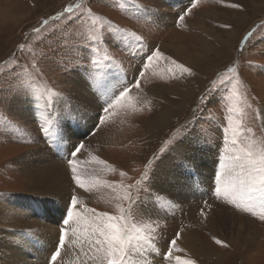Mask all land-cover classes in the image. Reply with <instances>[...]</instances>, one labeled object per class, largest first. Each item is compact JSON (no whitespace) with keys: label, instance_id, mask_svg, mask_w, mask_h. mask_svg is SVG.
Segmentation results:
<instances>
[{"label":"rangeland","instance_id":"374dc122","mask_svg":"<svg viewBox=\"0 0 264 264\" xmlns=\"http://www.w3.org/2000/svg\"><path fill=\"white\" fill-rule=\"evenodd\" d=\"M79 2L80 0H0V199L1 196L9 197L19 204V201L30 196L29 198L45 201L44 206H40L44 209L41 216L43 220L39 217L40 213L33 217L42 223L44 228L41 232L37 230L35 235L28 233L29 242H25L24 245L19 244V249L28 255L24 264L41 262L36 252L45 247L43 232L47 223H51L48 211L52 210L54 215L65 214L66 204L48 197V200H43L42 196H32L28 188L29 183L27 184L28 181L22 174V171L24 173L25 171L21 167L19 158L37 150L40 145L45 147L46 138L39 131L40 110L34 113L32 109L31 120L20 112L19 107L31 105L16 91L18 83L16 65H27L29 68L33 64L38 65L43 75L37 76L36 82L41 85L47 84L66 98L72 96V89L76 87L74 79L84 78L82 66L87 64L86 58L79 59L85 55L79 47L81 25L68 18L53 21L51 17L68 5ZM136 2L151 11L166 14V20L162 19L165 22L154 20L152 14H148L146 18H136L133 15L134 9L131 7H127V11H122L119 7L107 6L108 0H84V6L90 5L93 12L104 16L121 28L135 31L143 36L148 49L158 44L157 46L166 55L191 68L195 75L185 74L183 77L173 79L167 72L169 65L161 61L150 68L140 81L142 91L132 88L130 99L134 108H117L115 114L109 116L105 123L100 125L99 134L96 132V135L91 136L90 139L79 135L78 139H75V143L83 141L86 144V148L81 151L77 159L85 162L90 160V154L95 155L115 169V171L104 170L101 173L102 180L108 182L109 186L93 189L87 203L81 200L80 208H91L97 212H108L112 215L119 214L117 204L120 203L118 196L121 194L120 190L113 186L121 182L134 184L145 172H148L147 183L153 191L154 176H157L158 172L161 173V170L159 171L156 167L162 166L165 160L170 163V155L177 154V150L181 154L185 139L189 140L187 143L190 147L189 151L203 150L196 146L200 140L208 145L205 147L209 148L215 157L218 155L230 158L235 155L238 146L229 144L227 149L225 146V128L228 127L229 115H232L234 119H240L242 127L253 130L254 135L246 133L249 139L255 140L258 144L264 143V123L261 113L264 108V40H262L264 38V0H200V4L185 17L189 19L188 24L186 25L185 21L179 27L176 26L178 16L191 7L193 0H136ZM234 3L241 5L242 8L229 7ZM5 10L8 11L4 12ZM9 12H14V18L9 19ZM78 15V12L73 14V16ZM45 19L49 21L46 26L42 24ZM36 27L41 29L39 33L33 32ZM253 29H255L253 37L247 46H243V51H240L243 37ZM231 35L233 37L229 39ZM218 37L227 38L226 40L229 39V41H217ZM169 38H173L174 41L171 42L175 44L181 43L190 47L195 45L194 47L200 48L203 53L199 63L189 65L185 62L184 55L177 57L172 55L170 50L164 49L163 43H168ZM20 44L27 46L23 52L19 49ZM107 47L109 52L122 62V67H111L107 73L116 75L117 85L121 80L129 84L134 82L142 66L144 53L135 49L121 50L112 44H108ZM207 50H212L209 56L204 53ZM230 67L237 69L240 79L237 87L241 93L240 107L243 108V114L239 116L228 112L231 103L228 97L232 94V84L235 81L228 84L216 83L213 89V83L219 81ZM104 86L105 90L113 88L107 84ZM87 96L93 100L96 98V95L92 93ZM201 97H204L203 103ZM69 101L65 107L59 105L61 102L57 103L59 117L70 114L73 118L78 115L74 106H69L72 103ZM103 103L104 100L101 99L98 110L97 103L96 106H92L96 110V117L100 115ZM249 104L250 108L247 107ZM102 115L104 114L101 111ZM161 115L167 116L168 125L157 126ZM96 119L94 118V124ZM9 122L22 129V134L17 133L15 127H9ZM75 122L80 123L77 118ZM62 123L65 128L71 125L67 119H64ZM71 130L84 132L74 128ZM178 130L180 135L176 138V142L167 146V151L162 152L161 149L165 147L164 142L173 138ZM66 137L71 139L72 135L66 133ZM240 139L243 144L247 143L243 137ZM47 140L59 143V139ZM71 147L67 145L69 150ZM189 151L187 157L195 162L192 170L194 176L197 177L196 174H200L199 171L207 176V168L199 169L201 168L198 164L199 158L190 155ZM81 154L84 156L79 158ZM180 154L174 156L176 159L173 161L176 165L182 164L181 160L183 162L186 160L181 158ZM189 162L181 165L176 183H172L175 180L174 176L168 174L166 180V172L163 174V185H161L162 188H158V192L162 193L161 197L165 200L171 199L173 193L184 194L189 191L192 197L191 185L198 179L193 177V180L190 178L188 181L187 176L192 174ZM120 172L128 173L132 179L121 177ZM210 184L211 180L209 184L205 183L202 187L203 198L197 195L196 200H193V204L187 209L184 207L177 212L179 208L171 206L169 212H175V214L167 216L164 212L165 216H158L146 209L143 204L137 214L138 218H147L150 215L157 219L158 233L161 238L158 245L159 247L162 245L161 252L167 251V242L174 238L177 232L184 233L185 230H190L200 234L201 239L212 252L221 258L220 264H264V221H261L258 216L237 209L228 203L224 196L217 197L211 191L207 195ZM193 188L197 189L195 186ZM141 197L145 202L152 196L141 193ZM53 202H55L54 205ZM177 204L181 205V203ZM124 206H127L126 202ZM216 206H221L222 210L230 213L231 216L226 217L222 212L217 215L211 214L210 212ZM201 212L204 214L201 215ZM62 224L61 220L56 225L58 229ZM56 231L55 228V235ZM217 239L229 247L217 244ZM14 243L17 245L18 242ZM174 255H179L182 259H193L196 264H210L209 261L194 257L190 247L189 252L185 249ZM154 260L151 264L160 261L161 258L156 255ZM158 264L167 263L161 260Z\"/></svg>","mask_w":264,"mask_h":264},{"label":"snow or ice","instance_id":"6c2138e0","mask_svg":"<svg viewBox=\"0 0 264 264\" xmlns=\"http://www.w3.org/2000/svg\"><path fill=\"white\" fill-rule=\"evenodd\" d=\"M200 3V0H194L191 7L187 8L177 18L176 26L184 24L185 17L190 15L192 9ZM107 6L119 7L122 11H127V7L134 9L133 15L136 18L147 17L151 9L139 4L136 0H108ZM229 7L241 9L239 4H231ZM78 16H73L74 13ZM61 18H68L76 23H80L81 32L79 36L80 50L85 54L79 59H87L86 66H82V74L86 81H91V86L101 92L104 103L102 113L98 123L84 133V137L90 138L95 136L100 130V125L104 124L109 116L115 114L119 107H133L130 99L132 88L141 90L140 81L145 74L154 65L161 61L166 62L168 74L171 78L176 79L187 76H193L195 73L189 67L179 63L171 56L166 55L159 46L148 49L144 37L135 31H129L112 23L102 15L93 12L92 7L84 6V0H80L75 5H68L57 15L51 17L53 21ZM47 19L42 21L43 25H48ZM230 27V25H225ZM41 29L36 27L33 32L39 33ZM255 29L249 31L242 41L240 51L243 46H247L253 37ZM264 40V38H262ZM108 44H112L118 49L127 48L129 51L139 50L144 53L141 68L138 75L131 84L121 80L118 85H113L110 90L101 88L103 78L107 75V70L111 67H122V62L118 61L108 50ZM27 46L20 44L21 52ZM17 76V93L24 97L33 107L34 113L40 110L39 131L46 139L59 138L61 141L66 136V128L61 124L57 103L63 102L67 105V98L59 92L53 90L47 84L41 85L36 82V77L42 73L38 65L33 64L31 68L27 65H16ZM229 73L231 75H229ZM126 79V78H125ZM232 81V94L228 97L231 102L228 107L229 113H235L238 116L243 114V108L240 107L241 93L237 85L240 84L239 74L235 67L228 68L220 80L213 83V89L216 83L228 84ZM212 89H210L211 91ZM204 97H201L203 103ZM251 107V105H247ZM55 126V127H54ZM9 127H15L9 122ZM17 133L22 134V129L15 127ZM247 134H252L251 128L242 127L240 119H234L232 115L228 117V127L225 128V146H238L236 154L230 159L234 162L232 167L236 170V178L224 183L217 178L215 195L224 196L228 203L234 205L237 209L258 216L264 221V143H257L249 139ZM180 135L179 130L173 138L165 141V147L162 152L167 151V146L176 142ZM241 137L246 144H243ZM31 142V141H26ZM86 144L81 141L72 145L67 158L68 168L71 172V181L75 188L71 190L68 199V205L65 209V218L63 227L60 228V234L55 249L50 254L47 264H151L147 259V254L151 253L167 264H196L193 259H183L176 252H183L177 241L180 239V233L177 232L175 237L167 242V251L161 252L158 242L161 239L158 233L159 224L157 219L152 216L147 218H138V213L143 205L141 193H148L153 200L161 207H168L171 201L165 200L158 193L152 192L148 185L149 175L145 172L140 180L134 184H124L113 187L120 190L117 204V215L108 212H97L95 209L84 208L80 210L81 200L76 194L77 189H82L86 193H91L93 189H99L102 186H109L108 182L103 181L101 173L104 170H112V165L98 156L90 154V160L84 163L89 165H98L97 167L82 168L81 162L77 159ZM155 159V158H154ZM223 167V165H222ZM121 177L132 179L126 172H120ZM6 195V194H2ZM126 202L127 206H124ZM204 213L201 212V215ZM142 216V213H140ZM216 243L223 247H229L221 240ZM139 255V258H135Z\"/></svg>","mask_w":264,"mask_h":264},{"label":"bare ground","instance_id":"6f19581e","mask_svg":"<svg viewBox=\"0 0 264 264\" xmlns=\"http://www.w3.org/2000/svg\"><path fill=\"white\" fill-rule=\"evenodd\" d=\"M6 11L8 10H5L4 12ZM149 14L150 15L152 14V17L156 21L165 22L166 20V14H161L158 11L155 12L152 10ZM14 16H15L14 12H9V19L14 18ZM162 19H165V20H162ZM185 21L187 25L189 22V19H185ZM231 37L233 36L232 35L229 36V39ZM234 38H236V36ZM218 39L216 40L222 41V42L229 41V39L226 40L227 38L223 39V37H220V38L218 37ZM168 40H170V41H167L168 43H163V48L166 50H170L173 53L172 55L177 56V57H182V55H184L185 57L184 60L189 65L199 63L200 57L203 53V51L200 48L194 47L195 45L190 47L189 45L188 46L184 44L181 45V43L175 44L171 42V41H174L173 38H169ZM222 42H221V45L224 46ZM211 51L212 50H207L204 53L205 54L207 53V55L209 56ZM74 82H75L76 87L75 88L73 87L72 92H71L73 93V95L68 97L67 101L70 100L69 102H72L69 106H74L75 111L78 112V115L73 118L70 117V114L68 116L65 115V117H59L61 124H63L62 121L64 119H67V121L71 124L69 125L70 128L69 127L66 128V133L72 135V138L69 139L68 137L65 136V139H63L62 141L59 138H56V139H59L58 144H56L55 143L56 141H55L53 143L50 142L49 144H46L45 147H43V145H40L37 150L33 151L32 153L24 154L19 158L21 167L24 168V171H25V173L22 171V174L25 177V179L28 181L27 184L29 183L28 188L30 189L29 192H31V195L32 196L33 195L42 196L43 200L47 199L48 197V198H52L53 200L65 202L66 207L68 205V199L71 194V190L75 188V185L71 182V172L68 168V163H67V156L69 155V151H70L67 148V145L72 146L73 144H75V139H78L79 135H81L80 137L84 136V133L93 126L94 118H97L94 126L98 123V119L101 116V110H100V115L98 114L99 116L96 117L95 115L96 110L92 106L94 105L96 106V103H97V110H98L100 100L103 99L101 92L91 86V81H86L85 78L78 77L77 79H74ZM117 82H118V78L116 77V75H114L113 73H107L106 77L103 78L101 88L103 89L105 87L104 86L105 84L109 85V87L111 88V86H113L112 84L117 85ZM89 93L96 95L95 100L87 96ZM59 105L62 107L63 106L65 107V104L62 102L61 104L59 103ZM102 106H101V109H102ZM19 108L21 109L20 112L23 115H25L26 118L30 120L33 118V114H32L33 108H31V106H28V107L24 106V107H19ZM261 113H262V120L264 123V108L262 109ZM75 118H77L80 121V123L75 122ZM159 121L160 123L157 126L168 125L169 123V119H167V116H164V115L160 116ZM72 128L78 129V130H84V132L71 130ZM188 142L189 140L185 139L184 144H182L183 149H181L182 150L181 154L177 150V154L170 155L171 157V159H169V161L171 160L170 163H168L165 160L166 163H164L165 162L164 161L162 166L158 165L159 167H156V168H159V171L161 170V173H159L158 170L156 169L158 174H156L157 176H154L155 185L153 187L152 192L158 193L161 196L162 193L160 194L158 192L159 191L158 188L161 187V185H163V181H164L163 174L165 172H166L165 174H167L165 179L167 180L168 174H171L172 176L175 177V180H173L172 183H176V179L179 176L180 171H181V165L186 162L188 163L189 160L191 159L190 157L189 158L187 157V153L190 149V147L187 145ZM191 145H192V142H191ZM205 145L208 147L207 144H204L199 140L196 146L200 147L203 150L198 151V152L195 150L189 151L190 155L196 156L199 158L198 164H199V167H201L199 169L203 170L204 168H207L208 170L207 176H205V174H203L201 171H199L200 174H196L197 177L194 176L193 174L194 171L192 170H193V166L195 165V162L190 160L189 162V164L191 165L190 173L192 174L187 176L188 181L190 178L192 179L193 177H196L198 179V181L196 180L197 182L191 185L192 188L190 187L192 191V197L190 196V191L184 194L173 193L171 196V199H168V201H171V205L168 207H161L157 202L153 200L152 197H150L147 201L143 203L146 209H148L150 212L154 214H157L158 216L160 215L165 216V213L167 216L173 215L175 214V212H169L171 206L176 207V209L179 208L177 210L178 212L180 211V209L184 207L187 209L189 205L193 204V200L194 201L196 200L195 198H197V195L199 196V198H203L202 187L205 185V183L209 184L210 180H211V184L207 190V195L209 194L210 191L212 192V194L215 195V187L217 185V178H219L220 181L224 183H227L236 178V170L232 167L234 162L229 157H219L216 154H215L216 155L215 157L214 154L212 155L209 148L205 147ZM50 147L54 148L55 150H52ZM179 154L181 155V158L186 159V160L184 162L181 160L182 164L176 165V162L173 161L176 159V157L174 156H177ZM83 156L84 155L81 154L79 158ZM79 161L81 162L82 168L101 167L98 165L85 164L84 161H82V159ZM193 186H195L198 190L194 189ZM76 194L77 196L80 197V200H84V202L85 200L88 201L90 198V193H86L82 189H77ZM29 197L30 196H27L25 200L19 201V204H18L15 200L10 199L9 197L4 198L1 196V199H0V264H24L26 262V259H28V255L26 254V252L19 249V244L24 245L25 242H29L28 233L31 235H35L37 230L41 232V230L44 228V225L40 223L37 219H34L33 217L37 213H40L41 215H39V217L41 218V216L43 215L42 211L44 209H42V207L40 208V206L41 205L44 206L45 201H41L39 199H32ZM177 203H181V205ZM52 204L54 205L55 202H53ZM46 212H47V209L45 213ZM220 212L224 213L226 217L231 216L230 213L223 211L221 206L214 207L213 211L210 213L213 215H217ZM56 216L58 218L61 217L62 219H58ZM48 217L50 218L51 223L50 224L47 223L44 229V232H43L44 233L43 237L45 239V247L43 248V250L36 252V254H38L41 259V262L39 264H46V262H48L50 254L55 249V246L57 244L56 242H58V238L60 234L59 229L63 227V224H62V226L58 229L56 225L61 220L63 221V219L65 218V214L57 213L56 215H54V213H52V210H50L48 211ZM41 220H43V218H41ZM56 222L57 224L55 225ZM55 228L57 229L56 235L54 234ZM35 238H38V237H35ZM179 240H178L179 247L183 248L184 250L186 249L188 252H189V247H190L194 257L202 258L203 261H209L208 263L210 264H220L221 263V258L218 257L214 252H212V250L204 242V240L201 239V236L200 234H198V232L194 233V231L191 232L190 230H185L184 233H180ZM14 242L16 243L18 242L17 245H15ZM33 246L42 248L41 246L36 245V244H33ZM160 247H162V245H160ZM28 254L33 255L35 253H28ZM137 257H139V255H137L135 258ZM155 258H156V255L151 254V253L147 254L148 260L153 261ZM160 261L154 264H158ZM165 262L167 263V261ZM28 264H33V263L29 262Z\"/></svg>","mask_w":264,"mask_h":264},{"label":"crops","instance_id":"0c3cea01","mask_svg":"<svg viewBox=\"0 0 264 264\" xmlns=\"http://www.w3.org/2000/svg\"><path fill=\"white\" fill-rule=\"evenodd\" d=\"M170 1H179V0H170ZM193 2H194V0H193ZM192 4V3H191ZM200 4V3H199ZM85 202L87 203L88 201L87 200H85ZM86 203H83V204H86ZM80 210L81 211H83L84 210V208H80Z\"/></svg>","mask_w":264,"mask_h":264}]
</instances>
